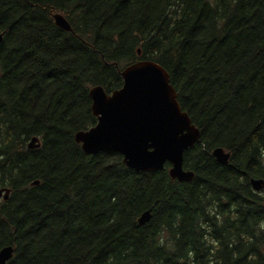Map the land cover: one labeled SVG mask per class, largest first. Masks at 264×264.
<instances>
[{
	"label": "trees",
	"instance_id": "16d2710c",
	"mask_svg": "<svg viewBox=\"0 0 264 264\" xmlns=\"http://www.w3.org/2000/svg\"><path fill=\"white\" fill-rule=\"evenodd\" d=\"M0 33L7 264H264V190L250 186L264 182V0H0ZM139 61L167 73L199 133L189 183L74 140L96 124L89 90H119Z\"/></svg>",
	"mask_w": 264,
	"mask_h": 264
},
{
	"label": "water",
	"instance_id": "95a60500",
	"mask_svg": "<svg viewBox=\"0 0 264 264\" xmlns=\"http://www.w3.org/2000/svg\"><path fill=\"white\" fill-rule=\"evenodd\" d=\"M53 19L56 27L71 31L61 15L56 14ZM121 77L122 87L109 95L100 86L89 90L91 113L96 124L75 134V142L85 155L117 152L122 156L123 164L137 173L158 171L169 164L171 178L179 183H189L194 174L183 169V156L198 142L199 133L180 109L167 73L153 62L139 61L126 67ZM39 147L36 137L27 144L29 150ZM211 155L216 163L228 164L230 155L223 149L216 148ZM263 183L251 179V189L259 191L264 188ZM8 195V190H0V200L6 201ZM150 219L151 213L146 211L139 216L138 225L143 226ZM13 253L11 246L1 248L0 264H7Z\"/></svg>",
	"mask_w": 264,
	"mask_h": 264
},
{
	"label": "bare ground",
	"instance_id": "6f19581e",
	"mask_svg": "<svg viewBox=\"0 0 264 264\" xmlns=\"http://www.w3.org/2000/svg\"><path fill=\"white\" fill-rule=\"evenodd\" d=\"M260 190H264V188H261ZM260 190H259V191H260ZM255 192H257V191H255Z\"/></svg>",
	"mask_w": 264,
	"mask_h": 264
},
{
	"label": "flooded vegetation",
	"instance_id": "af4514ba",
	"mask_svg": "<svg viewBox=\"0 0 264 264\" xmlns=\"http://www.w3.org/2000/svg\"><path fill=\"white\" fill-rule=\"evenodd\" d=\"M1 201H3V199H2V200H0V202H1Z\"/></svg>",
	"mask_w": 264,
	"mask_h": 264
}]
</instances>
